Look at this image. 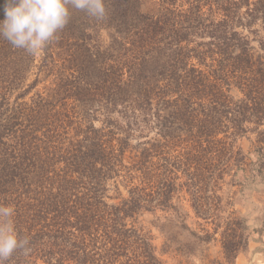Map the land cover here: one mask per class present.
Here are the masks:
<instances>
[{"label": "trees", "instance_id": "1", "mask_svg": "<svg viewBox=\"0 0 264 264\" xmlns=\"http://www.w3.org/2000/svg\"><path fill=\"white\" fill-rule=\"evenodd\" d=\"M105 7L42 55L0 38V206L28 240L6 264H166L210 244L203 264H235L253 231L223 187L264 184V0Z\"/></svg>", "mask_w": 264, "mask_h": 264}, {"label": "clouds", "instance_id": "2", "mask_svg": "<svg viewBox=\"0 0 264 264\" xmlns=\"http://www.w3.org/2000/svg\"><path fill=\"white\" fill-rule=\"evenodd\" d=\"M71 10L96 21H103L107 14L105 0H5L0 38L28 55H42L70 22ZM13 216V207L0 206V264L28 244L27 238L18 235Z\"/></svg>", "mask_w": 264, "mask_h": 264}, {"label": "rangeland", "instance_id": "3", "mask_svg": "<svg viewBox=\"0 0 264 264\" xmlns=\"http://www.w3.org/2000/svg\"><path fill=\"white\" fill-rule=\"evenodd\" d=\"M70 24L78 29V31L75 32V39L78 37L84 38L81 33L85 32V25H88L91 28L93 25L92 18H89L84 12L77 10L72 13ZM87 33H92V31L90 32V30H87ZM100 35L104 40H107L105 32L100 33ZM89 38L92 40V35ZM254 140L255 135H249L248 138L242 139L240 141L242 149L248 152L251 143L254 142ZM250 158L251 161L255 160V156L253 155H251ZM223 196L231 201L232 208L238 211L239 214L248 221L250 230L253 231L247 250L237 256L235 264H264V246L260 243V241H264V232L261 234V230L263 229V210H261V208L264 206V184L259 181L248 179L247 174L241 172L237 175L234 183H230L223 187ZM149 220H151L150 217L144 218L143 225L147 229H151L152 234L155 237L154 243L159 251L162 248L163 239L159 233L147 223ZM176 237L181 242L188 241L187 236L183 233H178ZM218 251L219 247L217 245L210 244L208 247L199 248V251L194 255L186 257L185 259L180 257L172 258L168 254L162 255L161 258L166 264H176L177 260L186 261L188 264H203L205 262L203 255H209L211 258H216L218 256Z\"/></svg>", "mask_w": 264, "mask_h": 264}]
</instances>
